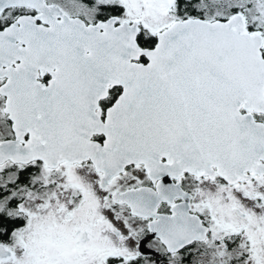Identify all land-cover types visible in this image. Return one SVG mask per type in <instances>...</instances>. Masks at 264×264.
I'll list each match as a JSON object with an SVG mask.
<instances>
[{"label":"snow or ice","instance_id":"obj_1","mask_svg":"<svg viewBox=\"0 0 264 264\" xmlns=\"http://www.w3.org/2000/svg\"><path fill=\"white\" fill-rule=\"evenodd\" d=\"M0 264H264V0H0Z\"/></svg>","mask_w":264,"mask_h":264}]
</instances>
